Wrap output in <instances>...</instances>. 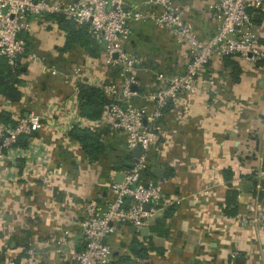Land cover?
<instances>
[{
  "label": "crops",
  "instance_id": "obj_1",
  "mask_svg": "<svg viewBox=\"0 0 264 264\" xmlns=\"http://www.w3.org/2000/svg\"><path fill=\"white\" fill-rule=\"evenodd\" d=\"M176 1L198 38L215 33L216 0ZM258 14L257 40L264 38V10ZM50 15L32 19L25 35L20 101L11 103L0 96V110L10 111L14 118L33 110L43 115L45 124L23 147L28 159L12 154L13 164L0 168V264L8 258L17 264H68L67 250L82 247L78 221L84 203L105 190L115 173L123 170L120 167L129 163V153L134 157L126 135L105 123L85 127L98 133L107 146L104 152L113 154L109 164L89 160L69 131L58 129L68 125L70 130L76 121L88 120L79 111L78 84L116 80L117 73L78 44L64 49L66 33ZM99 48L102 56L103 46ZM126 48L143 59L135 70L138 93L154 87L155 73L163 72L168 79L184 71L189 59L187 48L152 21L132 24ZM231 60L239 68L236 81L223 57H214L197 78L196 94L181 92L168 100L150 166L153 180L157 179L153 170H163L166 204L143 231L116 224L106 237L116 261L136 262L129 248L136 238L146 247L145 256H135L140 263L146 259L142 264H264V224L247 228L239 223V215L252 213L256 205L257 173L264 168V65L262 60ZM132 101L143 102L139 94ZM254 129L260 138L257 150L254 141L245 147L247 132ZM28 160L48 172L34 177L25 169ZM229 189L238 191L235 214L226 212ZM157 223V230L152 229ZM64 230L67 245L57 252L56 242Z\"/></svg>",
  "mask_w": 264,
  "mask_h": 264
},
{
  "label": "built area",
  "instance_id": "obj_2",
  "mask_svg": "<svg viewBox=\"0 0 264 264\" xmlns=\"http://www.w3.org/2000/svg\"><path fill=\"white\" fill-rule=\"evenodd\" d=\"M213 8L218 18L217 29L212 36L201 39L184 19L182 5L176 0H141L139 3L127 0H0V58L11 68L26 53L25 35L31 29L32 19L44 13L62 15L76 27H84L91 38L103 46L105 62L109 67H118V78L108 82L99 79L95 86L112 101L103 108L99 118L81 123L76 121L75 124L85 127L93 126L95 122L105 123L112 130L126 135L129 149H140L130 165L121 170V182H109L103 192L96 193L84 203L83 215L78 221L82 247L67 250L68 264H121L112 258L106 237L116 224H128L139 231L148 226L156 212L166 204L163 179L153 180L146 177L145 172L150 170L153 152L158 148L159 120L168 100L181 92L196 94L199 89L197 78L214 57L230 56L237 61L264 62V45L257 40L253 19L254 13L264 10V0H216ZM139 21H152L157 28L168 31L177 43L187 48L189 59L184 71L168 79L163 72H157L153 76L154 87L138 93L140 80L135 70L143 59L128 50L126 42L132 24ZM132 86H136V90ZM136 94L142 103L134 104L132 97ZM13 119L15 124L0 121L1 169L8 163L13 164L12 154L28 159L24 148L14 145L20 134L30 135L45 126L43 115L33 110L26 116ZM69 128L65 125L58 129L67 133ZM27 162L25 169L34 177L40 178L48 172L37 162ZM257 178L256 205L252 213L239 215L240 225L247 228L264 224V168L258 171ZM202 192L206 194L207 189ZM146 203L148 208L144 207ZM62 234L56 242L57 252H63L62 247L67 245L64 236L67 230ZM28 253L33 251L28 249ZM132 258L140 261L135 256ZM141 262L145 263L146 259ZM4 264L17 262L8 258Z\"/></svg>",
  "mask_w": 264,
  "mask_h": 264
},
{
  "label": "trees",
  "instance_id": "obj_3",
  "mask_svg": "<svg viewBox=\"0 0 264 264\" xmlns=\"http://www.w3.org/2000/svg\"><path fill=\"white\" fill-rule=\"evenodd\" d=\"M50 16L57 21L60 28L66 33V39L63 46L64 49H70L74 45L78 44L91 55L98 56L100 51L99 45L101 44L91 38L84 27H76L73 22L65 19L59 14H51ZM258 42L264 45V38H259ZM21 58L22 56L18 59L14 68H11L4 59L0 58V96L6 98L11 103L19 102L22 96L20 86L23 83V79L20 75L25 73L26 66L21 63ZM223 59L226 65L232 67V76L236 81L238 79L237 75L239 72L236 61L231 60L230 56H223ZM77 98L79 102L80 114L85 118L93 120L99 118L103 108L112 101L106 97L97 86L85 83L78 84ZM0 121L4 124H15L12 113L8 110H0ZM31 135L33 134H20L14 145L25 147ZM68 135L81 145L89 160L97 159L107 148V146L100 140L98 133L88 127L73 126L69 130ZM126 158L129 163L126 166H121L120 168L125 169L132 162L133 157L130 153L126 156ZM145 176L151 177V171L146 170ZM237 194L238 191L236 189L227 190L226 204L227 207L230 205V210L226 212L229 214H235L237 210ZM158 227L159 223L151 228L157 230ZM129 248L131 254L134 256L142 257L146 254V247L143 246L136 238L131 240Z\"/></svg>",
  "mask_w": 264,
  "mask_h": 264
},
{
  "label": "water",
  "instance_id": "obj_4",
  "mask_svg": "<svg viewBox=\"0 0 264 264\" xmlns=\"http://www.w3.org/2000/svg\"><path fill=\"white\" fill-rule=\"evenodd\" d=\"M258 15H259L258 13H254L253 14V19H257ZM260 83L262 84V82H260ZM132 89L133 90H136V86H132ZM246 140H247V142L245 144V147H248L249 146V144H248L249 141H254V150H257L258 147H259V140H260V138L258 136V130L257 129H254L253 132H247ZM131 152H132V154L134 156H137L140 153V149L138 147H135V148H132L131 149ZM153 174H154V176L156 178H161L163 176V170L160 169V168H155L153 170ZM122 178H123V172L122 171H117L115 173V175H114L113 182L114 183H119V182H121ZM144 207L145 208H148L149 207V204L148 203L144 204ZM145 229L146 228L144 227V228L140 229V231H143ZM122 264H142V263L125 261V262H122Z\"/></svg>",
  "mask_w": 264,
  "mask_h": 264
},
{
  "label": "rangeland",
  "instance_id": "obj_5",
  "mask_svg": "<svg viewBox=\"0 0 264 264\" xmlns=\"http://www.w3.org/2000/svg\"><path fill=\"white\" fill-rule=\"evenodd\" d=\"M98 58H100V59H102L101 60V62H103L104 64H106V62H105V54H103L102 56H100V55H98L97 56ZM263 62V61H262ZM263 65H264V62H263ZM264 67V66H263ZM111 69L112 70H115L116 72L115 73H117L118 72V67H111ZM262 69H264V68H262ZM264 73V72H263ZM114 77H116V78H118V75L116 74ZM114 79L115 78H112V81H114ZM107 82L109 81V80H106ZM256 114L258 113V112H260L259 111V109H257L256 111ZM253 114H255V113H253ZM103 163H105V164H109L110 162H112L113 161V159H114V156H113V154L112 153H110L109 152V150H107L106 152H104V154H102V155H100L99 157H98ZM254 172V171H253ZM247 179V178H246ZM121 264H122V262H120Z\"/></svg>",
  "mask_w": 264,
  "mask_h": 264
}]
</instances>
